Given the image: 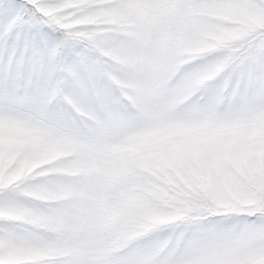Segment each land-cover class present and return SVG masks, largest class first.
Wrapping results in <instances>:
<instances>
[{
    "label": "snow or ice",
    "instance_id": "snow-or-ice-1",
    "mask_svg": "<svg viewBox=\"0 0 264 264\" xmlns=\"http://www.w3.org/2000/svg\"><path fill=\"white\" fill-rule=\"evenodd\" d=\"M0 264H264V0H0Z\"/></svg>",
    "mask_w": 264,
    "mask_h": 264
}]
</instances>
